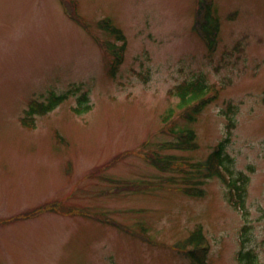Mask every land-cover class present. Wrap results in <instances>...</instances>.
<instances>
[{"label":"rangeland","instance_id":"1","mask_svg":"<svg viewBox=\"0 0 264 264\" xmlns=\"http://www.w3.org/2000/svg\"><path fill=\"white\" fill-rule=\"evenodd\" d=\"M196 5L0 0V264H196L178 248L196 227L209 244L205 264H237L238 251L264 264V0H213V50L196 31ZM76 12L87 29L67 15ZM104 18L126 40L113 74L108 47L121 43ZM197 77L216 97L187 124L168 90ZM62 93L56 108L33 115L34 128L21 125L30 100ZM84 94L91 109L74 113ZM183 127L197 148L161 149ZM219 141L226 166L245 178L244 214L220 178L194 183L205 171L190 162ZM149 153L179 158L162 171ZM184 185L203 195H186ZM51 203L88 215H33Z\"/></svg>","mask_w":264,"mask_h":264},{"label":"trees","instance_id":"2","mask_svg":"<svg viewBox=\"0 0 264 264\" xmlns=\"http://www.w3.org/2000/svg\"><path fill=\"white\" fill-rule=\"evenodd\" d=\"M197 20L196 25L198 29L200 30L201 34L206 37V39H209L210 44L213 43V35L215 34V29H217V23L216 21H212L211 17V0H201L199 1L198 10H197ZM199 14L202 15V18L204 16L205 21L203 19L200 20ZM102 27L106 28L110 33L114 34L117 39L123 40L122 35L120 34L119 29L112 25L109 21H102L101 22ZM125 43H123L120 46H113L111 52L115 56V62L118 64L120 62V59L122 58L121 54L124 50ZM115 63V64H116ZM114 64V65H115ZM113 65V67H114ZM175 93L181 98V104L180 105H190L189 109L186 110L183 113V116L188 121H194L196 118V115L201 111L205 103L208 101L203 98L204 94L207 92L208 87L205 85L203 80H196V81H189V82H183L177 86H175ZM172 90H170V93ZM63 99V96L61 97H52L51 100H49V104L46 106H43L41 103H36L35 105L31 104L30 108L33 111H40L45 112L47 110L52 109L58 102H60V99ZM61 99V100H62ZM83 100H86V97L84 96L82 98ZM199 102V103H197ZM197 103V104H196ZM90 106H85L84 108L87 110ZM80 110V109H79ZM77 109V111H79ZM180 142L178 143H167L164 146L166 147H175V148H194V132L192 130H185L180 132L179 134ZM227 157L224 156L221 153V145L217 146L206 158L204 163H195L192 166L198 167V170L201 169V167H205L206 174L205 177L210 176H218L223 181L226 182V185L228 187V194L227 198L231 202V204L235 208L243 209L244 207V200H245V187L244 182L245 178L243 175H239L235 178L227 179L223 172L220 170V166L222 165L223 161ZM152 163L155 164L158 168H166L167 166L172 165V161H162L159 158H152ZM163 164V165H162ZM183 191L189 195L195 196V195H202V191L200 189H191V188H184ZM234 191V195L232 193ZM71 213V211H69ZM62 213H68L67 210L63 211ZM203 243V235L201 232V229L196 227L192 232H190L189 236L180 244L178 245V248L185 251V253L190 257L195 263L197 264H203L204 263V257L197 255V252H200V244ZM193 246L191 249H187L188 246ZM237 260L239 264H257V259L255 257V254L251 251L247 252H240L238 253Z\"/></svg>","mask_w":264,"mask_h":264}]
</instances>
